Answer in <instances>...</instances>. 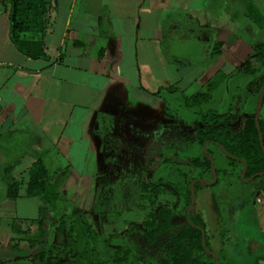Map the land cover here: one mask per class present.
I'll use <instances>...</instances> for the list:
<instances>
[{
	"label": "crops",
	"instance_id": "crops-1",
	"mask_svg": "<svg viewBox=\"0 0 264 264\" xmlns=\"http://www.w3.org/2000/svg\"><path fill=\"white\" fill-rule=\"evenodd\" d=\"M48 1L45 32L26 35L44 43L46 57L33 59L12 42L10 5L0 0V264L27 262L18 260L27 254L17 250L22 246L17 236L29 234L27 226L42 217L44 204L55 203L57 191H72L95 171L89 164L79 173L75 156L90 162L100 151L146 150L145 127L151 122L146 109H154V117L156 102L164 101L152 84L156 70L169 65L162 45L176 36L170 29H205L197 37L208 56L211 45L226 41V25L240 28L242 18L252 19L249 5L264 17L256 0ZM229 1L237 4L228 9ZM206 68L197 69L196 83ZM180 75L186 79L184 71ZM217 153L216 163L227 169ZM37 162L48 174L47 192L28 197L29 171ZM253 179L247 180L255 196L253 217L264 232V184ZM217 180L201 183L214 186ZM13 181L21 185L16 198L8 194Z\"/></svg>",
	"mask_w": 264,
	"mask_h": 264
},
{
	"label": "rangeland",
	"instance_id": "rangeland-1",
	"mask_svg": "<svg viewBox=\"0 0 264 264\" xmlns=\"http://www.w3.org/2000/svg\"><path fill=\"white\" fill-rule=\"evenodd\" d=\"M255 2L264 15V0ZM236 4L229 1L228 9ZM249 19L242 18L240 28L227 25L223 28L226 39L221 47L223 54L211 62L199 54L207 48L197 37L205 29H170L169 33L174 31L176 36L171 34L162 45L166 48L164 61L169 65L157 69L156 64V81L152 84L154 92L168 106L161 104L163 100L156 102L154 117H150V110L154 109H146L151 121L145 127L146 150L100 151L90 162L89 157L75 156L74 169L79 173L89 164L95 171L72 191H57L55 203L44 204L42 217L27 226L29 234L17 236L22 245L17 250L27 254L25 259H18L27 262L17 264H162L167 259L173 244V240L169 242L170 236L187 231L192 180L214 178L209 169L200 170L194 160L205 158L206 152L212 150L218 152L219 161L229 163L220 148L207 142L201 145L198 129L208 133L202 113H231L234 118L254 114L264 89V47L255 48L258 43L264 44V28ZM164 36L167 37V29ZM248 64L253 74L245 72ZM203 65L209 69H203L196 83ZM187 68L194 69L195 75L192 71L186 73ZM183 71L187 80L181 79ZM218 72H224L227 78L213 92L212 100L202 106H191L183 92L188 95L200 89L204 92ZM259 118L264 119V103ZM228 169L226 180L217 185L199 182L194 187L191 212L195 218H205L213 256L196 246L184 245L182 250L205 264L256 263L258 256H264V232L253 217L255 196L247 180L243 184L237 181L239 178L235 179L241 167L233 169L229 164ZM161 208L170 211L174 226L171 233L163 235V243L169 242L164 248L157 244L149 246L140 226ZM40 221L44 236L40 233ZM41 252L46 253L44 258Z\"/></svg>",
	"mask_w": 264,
	"mask_h": 264
},
{
	"label": "trees",
	"instance_id": "trees-1",
	"mask_svg": "<svg viewBox=\"0 0 264 264\" xmlns=\"http://www.w3.org/2000/svg\"><path fill=\"white\" fill-rule=\"evenodd\" d=\"M10 5V38L14 45L28 57L33 59H40L46 57L43 41L29 40L26 35L29 33L42 34L46 30V14L49 10L50 3L48 0H6ZM253 5V4H252ZM249 5L248 15L252 17V20L260 27L264 28V17L256 10L254 5ZM224 42H217L210 48V53L207 56L205 50H202L201 55L205 56L210 62L217 56H221V47L224 46ZM264 44L258 43L256 49H263ZM207 50V48H206ZM190 63V62H189ZM192 64V63H190ZM247 74H253L251 65L248 64L245 67ZM227 75L224 72H218L216 77L210 80L207 84L206 90H196L193 94H185L184 97L191 101V106H202L212 100L213 92L220 87V85L226 80ZM157 95V94H156ZM264 103V101H263ZM254 114H244L242 116L235 117L230 114H218L202 113L205 120V126L208 129V133H202L201 128L198 129V136L202 146L207 144L213 147L220 148L221 155L226 158L231 165V168L236 166L241 167L240 175L237 176V181L245 183V180L252 179L253 181H259V184H264V175L256 176L264 173V152L261 147L259 130L257 128ZM234 118V119H233ZM224 122L223 124L221 121ZM226 120V121H225ZM228 120V121H227ZM225 122H227L225 124ZM260 132L264 143V120L259 118ZM205 158L195 159L194 164L203 169H209L212 172L211 158L214 161V167L216 171V178L218 179L216 184L226 180L228 174V168L224 169L218 163H216L215 151H207ZM221 167V168H220ZM204 171V170H203ZM231 172V171H230ZM244 173V178L242 174ZM213 174V173H212ZM47 172L41 162H37L29 171V183L25 189V193L28 197L43 196L47 192L45 180L47 179ZM197 177L192 180L194 187L197 183L201 182V178ZM215 178V177H214ZM213 180V179H212ZM233 179H231L232 181ZM19 181H13L8 189V194L11 198H16L20 189ZM264 190V188L262 189ZM192 194L189 192V204H191ZM43 211V207L40 211ZM170 211L165 208L155 210L150 214L149 221L142 223L140 226L144 231V237L146 243L149 246H156V244L164 248L172 241V250L167 254L162 264H205L198 258H194L189 252L182 250L184 245L196 246L199 250L209 253L213 256V250L209 244L211 241L206 232V225L202 218H195L192 212L189 213V219H187L186 226L187 231L180 233H174L170 236L169 242L163 243V235L171 233L173 231V224L170 217ZM39 229L41 236H44L43 224L39 222ZM204 232V235H203ZM42 238V237H41ZM203 238L205 240V247L203 246ZM43 240L40 243H42ZM45 242V241H44ZM31 243L34 244L33 241ZM227 243L225 242V245ZM209 250V252L207 251ZM45 252H41L40 255L44 258ZM21 256L18 259H23ZM264 259V256H258L256 263Z\"/></svg>",
	"mask_w": 264,
	"mask_h": 264
},
{
	"label": "water",
	"instance_id": "water-1",
	"mask_svg": "<svg viewBox=\"0 0 264 264\" xmlns=\"http://www.w3.org/2000/svg\"><path fill=\"white\" fill-rule=\"evenodd\" d=\"M263 101H264V89L261 91V93L259 95V98H258V101H257V105H256V109H255V113L253 115V117L255 119V122H256V125H257V128L259 130L260 143H261L262 150L264 152V143H263L262 134L260 132V125H259V116H260V112H261V109H262V106H263ZM211 163H212V173H213L215 179H217L216 178V171H215V167H214V161H213L212 158H211ZM261 175H264V173L258 174L256 176H261ZM242 178H244V173L242 174ZM252 178H255V176L252 177ZM191 193H192V200H191V204H190L189 209H188L189 211L187 212V219H189V213H190V211H192V208H193L194 203H195L194 183L191 184ZM203 235H204V232H203ZM203 240H204V238H203ZM203 246L205 247V240L203 241Z\"/></svg>",
	"mask_w": 264,
	"mask_h": 264
},
{
	"label": "flooded vegetation",
	"instance_id": "flooded-vegetation-1",
	"mask_svg": "<svg viewBox=\"0 0 264 264\" xmlns=\"http://www.w3.org/2000/svg\"><path fill=\"white\" fill-rule=\"evenodd\" d=\"M144 142V141H143ZM141 143V142H140ZM188 212V211H187ZM191 212V211H190Z\"/></svg>",
	"mask_w": 264,
	"mask_h": 264
}]
</instances>
